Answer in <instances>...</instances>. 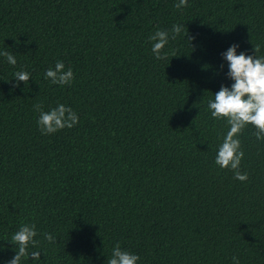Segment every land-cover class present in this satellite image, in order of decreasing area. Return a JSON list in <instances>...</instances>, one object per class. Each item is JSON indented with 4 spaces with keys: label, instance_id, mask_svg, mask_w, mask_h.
<instances>
[{
    "label": "trees",
    "instance_id": "16d2710c",
    "mask_svg": "<svg viewBox=\"0 0 264 264\" xmlns=\"http://www.w3.org/2000/svg\"><path fill=\"white\" fill-rule=\"evenodd\" d=\"M178 2L0 0V52L17 61L0 55V264L22 224L41 252L22 264H107L117 243L138 264H264V141L243 130L248 179H234L215 163L229 126L208 108L234 82L222 53L264 56V0ZM174 24L158 60L149 37ZM57 61L70 85L45 79ZM38 102L79 122L43 135Z\"/></svg>",
    "mask_w": 264,
    "mask_h": 264
},
{
    "label": "clouds",
    "instance_id": "9594fccd",
    "mask_svg": "<svg viewBox=\"0 0 264 264\" xmlns=\"http://www.w3.org/2000/svg\"><path fill=\"white\" fill-rule=\"evenodd\" d=\"M188 0H179L175 5L177 9L186 7ZM184 26L174 24L171 31L158 29L149 39L155 41L152 47L156 59L167 58V53L162 54V49L168 44L169 39L175 40L183 31ZM239 45L233 44L226 52L222 53L227 61V77L234 81L230 87L221 85L220 90L214 94V100H209L208 108L214 119L226 120L229 130L218 147L215 163L222 169H229L234 173V179L241 182L247 181L248 173L240 171L244 152L239 139L243 130L251 125L256 129L254 135L257 140L264 141V56H257L260 51L259 45L253 46L255 55H249L241 51L237 54ZM11 65H16L15 56L8 52H0ZM175 57V55H173ZM223 67V65L221 66ZM17 81L28 85L30 73L17 71L14 74ZM45 79L52 84L61 86L70 85L75 79L73 70L69 67L65 70L62 61H57L54 67L45 72ZM42 103L33 105L34 111L39 113L37 124L41 134L49 135L64 128L71 129L79 122L77 113L64 104H58L48 111L43 110ZM38 235L35 224H22L10 239V243L16 246V254L7 261V264H22L24 258L39 261L40 251L29 253V246L36 247L39 241L35 239ZM44 239L49 243H55V237L50 233H44ZM140 257L128 250H123L119 243L113 249L107 264H138ZM233 264H240L238 257H232Z\"/></svg>",
    "mask_w": 264,
    "mask_h": 264
}]
</instances>
